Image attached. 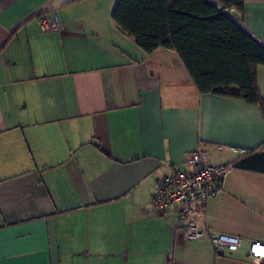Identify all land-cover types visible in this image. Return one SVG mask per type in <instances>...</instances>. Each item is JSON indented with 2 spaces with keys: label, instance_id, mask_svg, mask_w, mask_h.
I'll list each match as a JSON object with an SVG mask.
<instances>
[{
  "label": "crops",
  "instance_id": "obj_1",
  "mask_svg": "<svg viewBox=\"0 0 264 264\" xmlns=\"http://www.w3.org/2000/svg\"><path fill=\"white\" fill-rule=\"evenodd\" d=\"M117 3L0 0V264H253L264 174L234 164L264 153L263 111L200 94L175 51L147 54L117 29ZM241 3L225 10L236 22L221 13L264 48V0ZM53 14L63 30L42 31ZM252 72L264 100V68ZM198 149L232 166L198 220L244 240L222 257L152 208L155 184Z\"/></svg>",
  "mask_w": 264,
  "mask_h": 264
},
{
  "label": "trees",
  "instance_id": "obj_2",
  "mask_svg": "<svg viewBox=\"0 0 264 264\" xmlns=\"http://www.w3.org/2000/svg\"><path fill=\"white\" fill-rule=\"evenodd\" d=\"M214 1L226 11L242 7L241 0ZM111 19L147 54L175 51L200 94L239 98L264 114L252 72L264 68V48L206 0H118ZM234 168L264 174V153H249Z\"/></svg>",
  "mask_w": 264,
  "mask_h": 264
},
{
  "label": "built area",
  "instance_id": "obj_3",
  "mask_svg": "<svg viewBox=\"0 0 264 264\" xmlns=\"http://www.w3.org/2000/svg\"><path fill=\"white\" fill-rule=\"evenodd\" d=\"M39 26L44 32L63 30L57 14L45 16ZM231 171L230 164L213 165L207 152L198 149L185 156L180 166H173L172 173L155 184L152 208L159 212L173 211L185 240L207 241L217 256L238 252L244 242L241 237L209 233L198 221L205 216L207 203L221 193ZM247 256L253 264H264V242L250 241Z\"/></svg>",
  "mask_w": 264,
  "mask_h": 264
},
{
  "label": "water",
  "instance_id": "obj_4",
  "mask_svg": "<svg viewBox=\"0 0 264 264\" xmlns=\"http://www.w3.org/2000/svg\"><path fill=\"white\" fill-rule=\"evenodd\" d=\"M213 3V5H215V6H217L214 2H212ZM223 13H225V10H223V9H220ZM225 15L229 18V19H231L232 21H234V22H236L231 16H229L228 14H226L225 13ZM223 255L222 254H220L219 255V257H222Z\"/></svg>",
  "mask_w": 264,
  "mask_h": 264
},
{
  "label": "rangeland",
  "instance_id": "obj_5",
  "mask_svg": "<svg viewBox=\"0 0 264 264\" xmlns=\"http://www.w3.org/2000/svg\"><path fill=\"white\" fill-rule=\"evenodd\" d=\"M229 12V14L231 15V16H235V14L234 13H231V11H228ZM225 256V255H224ZM217 258H219V257H217Z\"/></svg>",
  "mask_w": 264,
  "mask_h": 264
},
{
  "label": "bare ground",
  "instance_id": "obj_6",
  "mask_svg": "<svg viewBox=\"0 0 264 264\" xmlns=\"http://www.w3.org/2000/svg\"><path fill=\"white\" fill-rule=\"evenodd\" d=\"M211 1H213V0H211Z\"/></svg>",
  "mask_w": 264,
  "mask_h": 264
}]
</instances>
